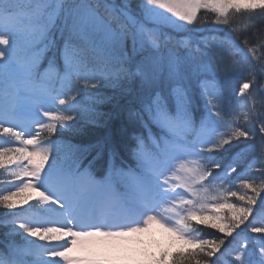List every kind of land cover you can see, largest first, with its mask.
Instances as JSON below:
<instances>
[{
    "label": "snow or ice",
    "instance_id": "1",
    "mask_svg": "<svg viewBox=\"0 0 264 264\" xmlns=\"http://www.w3.org/2000/svg\"><path fill=\"white\" fill-rule=\"evenodd\" d=\"M0 184V264H264V0H0Z\"/></svg>",
    "mask_w": 264,
    "mask_h": 264
},
{
    "label": "trees",
    "instance_id": "2",
    "mask_svg": "<svg viewBox=\"0 0 264 264\" xmlns=\"http://www.w3.org/2000/svg\"><path fill=\"white\" fill-rule=\"evenodd\" d=\"M137 1V0H136ZM119 3V0H116ZM133 4V3H132ZM137 4V3H136ZM135 7V5H133ZM211 27V25H209ZM53 38L55 39V47L45 55V59L41 62L40 71L48 65V59L56 53V63L60 65L62 62L59 60L58 49L62 46L60 35L58 31L53 32ZM96 89H87L85 96L82 98L84 104L90 103L87 93H93ZM104 96L113 97L112 100L97 105V110L102 115L98 118V123H89L85 118H81L73 131L65 132L61 139L64 137L71 138V144L84 148L89 145H96L98 141H101L107 134L112 133L114 143L117 149V155L113 160V163L119 167L121 165H131L134 162L131 159V148L134 147L135 141L132 139L133 135L138 133L140 129L134 128L128 124L127 105L125 101L119 96L118 92L111 88L100 89ZM200 113L196 114L197 120ZM123 130V131H121ZM96 155L95 151H92L86 158V163ZM101 158L98 162L97 159L93 165V172L98 179L102 175L101 171L107 167L109 156L107 150L101 151L99 156ZM99 174V175H98ZM8 185L0 184V191H4ZM26 207V206H25ZM5 212V211H4ZM3 210L0 208V218L3 217ZM5 228L0 226V239H3V230Z\"/></svg>",
    "mask_w": 264,
    "mask_h": 264
},
{
    "label": "rangeland",
    "instance_id": "3",
    "mask_svg": "<svg viewBox=\"0 0 264 264\" xmlns=\"http://www.w3.org/2000/svg\"><path fill=\"white\" fill-rule=\"evenodd\" d=\"M132 3H133V5H136V3L138 4L139 3V0H132ZM42 72V71H41ZM64 141L66 142V143H70L71 142V138L69 137V138H67V137H64ZM3 210V212L4 211H6V210H4V209H2ZM1 230H3L4 232L6 231V229L4 230V229H1ZM3 232V233H4ZM19 238L17 237V240H18Z\"/></svg>",
    "mask_w": 264,
    "mask_h": 264
}]
</instances>
